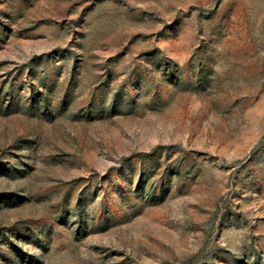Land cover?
I'll use <instances>...</instances> for the list:
<instances>
[{
	"label": "rangeland",
	"instance_id": "1",
	"mask_svg": "<svg viewBox=\"0 0 264 264\" xmlns=\"http://www.w3.org/2000/svg\"><path fill=\"white\" fill-rule=\"evenodd\" d=\"M0 264H264V0H0Z\"/></svg>",
	"mask_w": 264,
	"mask_h": 264
}]
</instances>
